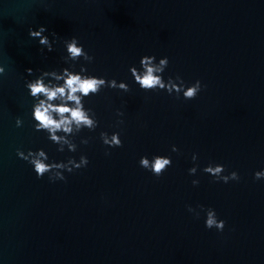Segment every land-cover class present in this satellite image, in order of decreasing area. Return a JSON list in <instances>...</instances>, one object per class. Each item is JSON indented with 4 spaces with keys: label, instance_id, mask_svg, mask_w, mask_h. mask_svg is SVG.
<instances>
[{
    "label": "water",
    "instance_id": "1",
    "mask_svg": "<svg viewBox=\"0 0 264 264\" xmlns=\"http://www.w3.org/2000/svg\"><path fill=\"white\" fill-rule=\"evenodd\" d=\"M38 25L55 33L52 52L28 37ZM71 36L93 57L90 73L129 91L88 98L97 130L78 134L75 153H57L31 127L23 84L26 68L66 66ZM143 55L168 57L165 79L204 87L192 100L139 90L127 69ZM0 64V264H264V180L252 177L264 167V0H0ZM99 131L120 132L122 146L105 155ZM17 148L89 162L50 183ZM194 152L200 167L221 163L240 179L214 182L199 167L189 176ZM152 154L172 159L160 177L138 166ZM198 204L215 209L222 232L187 212Z\"/></svg>",
    "mask_w": 264,
    "mask_h": 264
},
{
    "label": "clouds",
    "instance_id": "2",
    "mask_svg": "<svg viewBox=\"0 0 264 264\" xmlns=\"http://www.w3.org/2000/svg\"><path fill=\"white\" fill-rule=\"evenodd\" d=\"M47 29L43 25L28 28V37L34 40L40 47V51H53L56 43L55 33L46 35ZM64 55L61 57L64 67L52 70H37L38 74L33 76V70L26 68L28 79H25L23 87L26 95L31 99L29 122L33 131L42 132L50 144L55 145L57 153H75L77 151V137L82 130L95 132L99 121L97 114L92 107L87 106V99L96 96L103 88L115 89L127 93L129 85L124 80L117 81L115 78L106 79L104 76H97L89 72L86 64H90L93 57L85 51L76 36H71L62 41ZM168 57L157 58L154 55H143L139 58L138 67L130 65L127 69L132 83L144 92L163 91L169 96L175 94L176 98L192 100L201 92L204 85L199 79L187 83L179 76H163L168 66ZM5 74V67L0 64V77ZM118 118L115 127L124 123L119 119L124 113L117 109L115 112ZM15 127L22 126L23 121L17 117ZM99 140L107 149L119 148L122 146L120 132L99 131ZM92 137H79L80 145H87ZM171 152H177L175 145L171 146ZM15 155L18 159L25 161L37 179L47 176L50 183L65 181V173H72L74 170L84 168L88 165V158L80 154L78 158L68 155L63 160H53L49 157L44 148H31L26 151L17 148ZM197 154H191L192 166L187 169L189 176L197 173L198 167L204 174L209 175L214 182L228 183L240 179L237 171H227L221 163L209 161L203 167L197 163ZM138 166L154 177H160L163 172L172 164L168 155L152 154L141 155L137 161ZM226 173V174H225ZM253 180H264V167L252 173ZM198 179L191 180L193 186L198 185ZM188 213L197 219L203 213V226L205 229H215L217 232L224 230L225 221L218 218L212 207L196 205L186 206Z\"/></svg>",
    "mask_w": 264,
    "mask_h": 264
}]
</instances>
